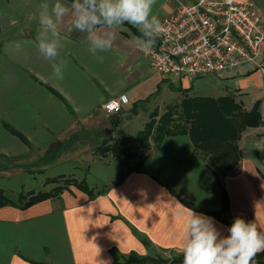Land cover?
I'll use <instances>...</instances> for the list:
<instances>
[{
	"label": "crops",
	"instance_id": "1",
	"mask_svg": "<svg viewBox=\"0 0 264 264\" xmlns=\"http://www.w3.org/2000/svg\"><path fill=\"white\" fill-rule=\"evenodd\" d=\"M179 1L156 0L153 14L161 20ZM251 1L264 18V0ZM42 2L0 0V173L10 169L11 162L40 160L52 145L82 130L94 132L87 127L91 117L104 112V103L122 93L128 103L118 112L125 116L112 124L122 127L126 136L148 121L146 116L139 127L133 122L140 111L146 114L144 108L153 100L162 99L163 85L174 92L172 97L181 93L180 88H189V95H232L246 109L260 100L264 110V43L260 66L241 65L196 78L169 77L149 68L134 47L138 35L127 25L117 29L113 47L98 54L103 56L100 62L89 53L86 35L68 30L66 18L57 58L66 62V70L58 79L52 62L36 48ZM150 80L156 88L147 94ZM136 105L137 112L132 113ZM150 143L132 160L135 169L119 165L116 178H98L106 187L92 198L70 186L60 197L27 208L0 207V264H114L132 252L163 258L180 255L187 212L192 209L187 203L211 218L221 236L229 234L230 226L208 213L222 210L220 185L229 199L222 216L232 223L237 217L254 222L264 233V126L242 132L240 160L218 178L188 135L164 137L157 147Z\"/></svg>",
	"mask_w": 264,
	"mask_h": 264
},
{
	"label": "trees",
	"instance_id": "2",
	"mask_svg": "<svg viewBox=\"0 0 264 264\" xmlns=\"http://www.w3.org/2000/svg\"><path fill=\"white\" fill-rule=\"evenodd\" d=\"M125 25L138 36L140 35L136 28ZM179 90L183 93V97L178 104L168 105L161 114H158L155 109L152 110L148 115V121L134 135L104 138L95 146L94 152L98 155L111 153L121 167L131 170L137 166V163H131V161L140 149L151 147L150 141L157 147L164 137L185 134L190 138L194 150L208 158L209 167L216 178L220 173L232 169L241 158L238 141L242 132L248 127L264 126V110L260 109V100H257L250 109H246L241 102L235 101L234 97L229 94L210 97L189 95V88ZM137 107L139 106H133L132 113L137 112ZM15 133L21 136L18 132ZM84 135L85 131L82 130L78 136L70 137V141L84 138ZM22 139H24L23 136ZM64 145L66 147L68 142L65 141ZM55 146L58 147V145H52L48 151ZM50 183L54 186L49 190L20 192L16 200L9 198L4 189L0 188V207L11 205L27 208L45 199L60 197L61 193L68 190L70 186L85 192L90 198L105 190V187L101 190H94L83 179L78 180L65 174L47 177L44 180L45 185ZM220 188L222 191L221 211L226 212L229 199L223 186L220 185ZM186 205L194 210H200L196 205L188 203ZM221 211L208 213L231 226L232 222L225 219ZM174 261L162 257L140 256L132 252L126 257H118L114 264H169ZM255 264H264V252L257 254Z\"/></svg>",
	"mask_w": 264,
	"mask_h": 264
},
{
	"label": "clouds",
	"instance_id": "3",
	"mask_svg": "<svg viewBox=\"0 0 264 264\" xmlns=\"http://www.w3.org/2000/svg\"><path fill=\"white\" fill-rule=\"evenodd\" d=\"M155 4L156 0H73L69 6L62 0H43L39 5L36 48L52 62L54 76L62 79L66 62H57V58L63 47L60 29L68 18V30L84 33L89 53L100 62L103 56L98 54L113 47L117 29L125 24L140 33L134 47L150 53L157 37L166 31L153 14ZM228 233L221 236L211 218L188 209L182 264H255L257 254L264 252V233L258 231L257 224L237 217Z\"/></svg>",
	"mask_w": 264,
	"mask_h": 264
},
{
	"label": "built area",
	"instance_id": "4",
	"mask_svg": "<svg viewBox=\"0 0 264 264\" xmlns=\"http://www.w3.org/2000/svg\"><path fill=\"white\" fill-rule=\"evenodd\" d=\"M160 21L166 31L150 53L140 51L152 71L196 78L261 65L264 18L251 0H180ZM127 103L122 93L107 100L103 109L110 115Z\"/></svg>",
	"mask_w": 264,
	"mask_h": 264
},
{
	"label": "rangeland",
	"instance_id": "5",
	"mask_svg": "<svg viewBox=\"0 0 264 264\" xmlns=\"http://www.w3.org/2000/svg\"><path fill=\"white\" fill-rule=\"evenodd\" d=\"M146 87L148 88L147 94L153 92L156 88L154 80H150L146 84ZM161 93L162 99L153 100L144 108L146 114L144 111L139 112L133 121L135 125H140L146 116L148 120V114L152 110L155 109L158 114H161L168 105L178 104L183 97V93L172 97L174 92L164 85ZM124 116L120 112L110 115H107L103 111L95 113L87 124V127L94 130V132L90 130L86 134L85 131L84 138L70 141L71 138L69 137L70 139L62 140L63 142L58 147L55 146L49 151L47 150L49 153H45L40 160L23 162L21 164H17L16 162L9 163V168H11L6 172L0 173V188L4 189L5 194L9 198L16 200V196L20 192L49 190L54 184L45 185L44 180L47 177L65 174L78 180L83 179L94 190L103 189L106 187V184L99 183L97 179L116 178L119 175L120 167L113 159L111 153H105L104 155L96 154L94 152L95 146L104 138L126 136L127 132L122 127H115L112 124L115 121H122L121 119ZM65 141L68 142L66 147H64ZM141 150L143 149L139 150L137 156ZM156 257L161 256L157 255ZM164 259L175 260L169 264H182L183 256L182 254H177Z\"/></svg>",
	"mask_w": 264,
	"mask_h": 264
}]
</instances>
